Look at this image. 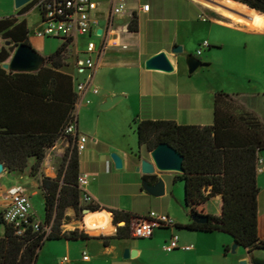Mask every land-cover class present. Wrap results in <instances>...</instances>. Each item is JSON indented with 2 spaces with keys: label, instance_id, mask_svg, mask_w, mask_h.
Returning a JSON list of instances; mask_svg holds the SVG:
<instances>
[{
  "label": "crops",
  "instance_id": "obj_1",
  "mask_svg": "<svg viewBox=\"0 0 264 264\" xmlns=\"http://www.w3.org/2000/svg\"><path fill=\"white\" fill-rule=\"evenodd\" d=\"M113 1L100 0L99 15L103 18V28L105 27V17ZM233 1L236 4L229 10L234 15L245 19L246 23L236 22L222 13L211 10L202 5L199 0H131L127 12L115 18L113 26L109 28L108 36L104 42L106 44L104 52L100 56L94 55L96 60L94 84L99 87V93L87 90L83 97L84 102L76 105L78 131L86 134L89 138L85 150L79 152L80 177L88 178L84 189L94 197L97 206L112 213L113 210H122L144 217L151 211H157L172 217L176 223L175 227L160 228L149 239L153 240L160 248L161 240L167 242L168 238L178 233L181 245H193L194 247L191 250H174L175 253H179L181 250L184 255L177 254L171 258L172 261L173 258L176 261L169 264H188L187 258L198 259V263L192 262V264H203L202 262L205 260L209 264H216L214 256L222 258V264H239L243 259H264L263 250L256 249L249 252L241 245L237 247V250L243 249L241 254L230 258V246L235 243V240L231 234L225 231L205 232L179 228L178 225L187 224L191 220L185 199V182L182 179L175 180L176 175L181 173L159 171L154 174H144L138 170L142 160H151V156L147 157L139 147L137 126L142 120H172L185 125H212L215 120L214 95L218 91H225L233 95L247 110L255 112L264 122V83H262L261 73L259 74V49L262 50L264 47V22L258 27L254 25L256 16L262 17L263 15L264 18V13L245 3ZM145 4H150V10L147 12L143 10ZM35 8L37 7L16 8L15 14L1 16L0 20L13 18L16 19V23L24 22L28 31L26 36L29 45L46 58L55 53L63 41L58 38L41 37L37 34L44 23L42 13L39 11L40 19L30 24V13ZM213 13L223 16L227 21L218 19ZM134 16H137L139 23L136 31L128 28ZM1 21L0 29L3 27ZM90 40L95 41L98 45L102 43V38L96 35L79 36L71 46L70 59L62 68L56 69L51 63L44 62L45 67L63 72L67 77L60 78L64 83L61 88L60 85L58 88L56 84L51 88L49 83L32 80L33 85L26 91H22L19 99L12 101L16 102L18 108L23 107L18 116L20 119L35 118L37 110L41 109L40 103L44 102V105L51 103L50 98L53 97L54 91L58 90L59 96H57L62 101L59 106V115L55 114L54 108L50 106L47 108L49 115L46 116L49 121L51 120L52 125L56 124L58 127V122L62 120V114L67 112L72 100L71 77H78L75 68L76 59L86 55ZM80 41H83L84 44L81 45ZM204 41H209L210 46L204 48L202 54L198 55L197 52ZM8 42L9 40L4 39L3 33H0V48L12 46L13 43ZM178 46L183 47L184 53L177 58L174 49ZM15 49L16 47H14ZM14 50L2 66L11 59ZM162 52L167 53L174 69L164 71L147 68L146 62ZM189 53L195 54L203 61V65L192 74L189 73L185 62ZM238 62H246L245 72L234 67ZM45 75H49V72ZM43 77L45 76L43 75ZM79 78H83V75ZM237 78L239 82H237ZM34 93L37 94L36 98L39 102H36L37 99L31 96ZM43 95L44 97L41 98ZM115 96L122 97L108 109L114 108L118 112L119 119L124 124V128L119 130L123 136H127V129H132V143L128 147L107 139V135H104L105 129L99 130L100 120L99 126L95 122L90 125H81L80 123L81 110L98 112L102 109L101 105L106 102L107 98ZM37 116L39 117L40 114ZM98 118L100 119V117ZM112 120L115 124L117 123L116 117ZM116 125L120 129V124ZM69 145L70 140L64 137L50 147L38 175L32 173V167L36 162L34 157L30 159L29 166L25 171H9L5 167L0 174V214L10 202L9 189L14 185H21L32 199L34 215L44 220L42 178L44 176L57 177L59 166ZM113 153H117L122 158V168L116 167L111 157ZM260 157L264 160V151L260 153ZM257 169V182L260 187L258 195L259 234L264 239V171L259 170L258 164ZM149 175H156L158 178L164 179L166 188L164 195L156 197L146 191L145 180H149L151 183L158 181L148 178ZM222 199L221 194L212 197L203 205L205 212L213 215L219 214ZM211 202L214 203L213 209L210 207ZM66 215L69 217L68 223L77 219V213L73 208H69ZM112 222L111 224L115 225L114 214H112ZM123 223L125 224V222ZM123 223L117 225L120 226ZM118 226H114L116 230L113 235L116 234ZM63 230L74 229L63 227ZM4 233L5 225L0 223V236H3ZM131 239L137 238H112L109 240V244L105 243L104 238L96 237L59 240H66L68 244L81 240L87 246L90 241L99 242L103 248L98 254L111 257L113 264H130L128 262L130 258L123 256L126 247L137 250V256H142L146 250L137 243L132 245L123 243V241ZM99 244L96 245L99 246ZM68 251H70V247H68ZM86 256V260H91L89 255Z\"/></svg>",
  "mask_w": 264,
  "mask_h": 264
},
{
  "label": "trees",
  "instance_id": "obj_2",
  "mask_svg": "<svg viewBox=\"0 0 264 264\" xmlns=\"http://www.w3.org/2000/svg\"><path fill=\"white\" fill-rule=\"evenodd\" d=\"M236 1L264 13V0ZM37 3L38 0H32L21 8H31ZM1 22L3 27L0 33L13 44L0 48V162L9 171H25L30 159L34 157L36 162L32 173L38 175L47 150L60 138L70 140L57 177L42 178L45 218L41 228L34 230L29 227L23 235H18L14 224L5 221L3 213L0 214V223L5 225V233L0 236V264H36L40 251L48 240L92 237L79 228L63 230V225L69 220L66 215L69 208L76 211L77 217L83 215L86 208L92 211L103 209L96 204L85 205L81 201L80 155L75 137L66 133L73 120L79 97L76 79L71 77L72 100L67 112L62 114V124L59 121L58 127L46 118L49 115L47 108L50 106L59 115L62 101L58 97V90L50 98L51 103H40L41 109L37 110L40 116L35 112L36 117L33 119H20L18 116L23 107L18 108L16 102H12L19 99L22 91L33 85L32 80L49 83L51 88L55 84L61 88L64 83L60 78L67 76L56 69L64 67L70 59L72 39L65 40L55 53L45 58V62L51 63L56 69L43 65L37 73L7 70L2 64L20 42L29 44L26 36L28 31L25 23H16V19L8 18ZM138 25V18L134 16L128 28L136 31ZM47 72L49 75H45ZM31 96L37 99V94ZM36 102H39L38 99ZM214 106L215 120L212 125H185L172 120H142L137 129L140 150L150 157L152 150L166 142L184 156L185 171L176 175L175 180L182 179L185 182V199L191 220L187 224L178 225L179 228L205 232L225 231L249 252L256 249L264 251V239L259 234L260 187L257 182L258 159L264 151V122L255 112L247 110L233 95L225 91L215 93ZM148 178L159 179L156 175H149ZM218 194L223 196L220 213H206L203 205ZM195 213L208 215L209 221H194L192 217ZM113 214L115 224H125L118 226L115 235L96 238H104L106 244L112 238H135L132 224L141 217L122 210H113ZM34 217L37 218L35 215Z\"/></svg>",
  "mask_w": 264,
  "mask_h": 264
},
{
  "label": "built area",
  "instance_id": "obj_3",
  "mask_svg": "<svg viewBox=\"0 0 264 264\" xmlns=\"http://www.w3.org/2000/svg\"><path fill=\"white\" fill-rule=\"evenodd\" d=\"M131 0H114L105 17V27H102L103 18L99 15L100 0H38L36 5L40 9L43 17V27L37 31L41 37L58 38L63 42L72 39V44L82 35H96L102 38L101 45L90 40L87 45L86 55L77 57L75 68L76 88L78 93L77 104L84 102V95L87 90L99 93V87L94 84V70L96 60L94 55L100 56L105 48V38L108 36L109 28L113 26L115 18L127 12ZM144 11L150 10V4L143 6ZM100 29V30H99ZM210 46L209 41H204L198 50L201 55L203 49ZM83 75V78L79 76ZM66 133L76 139L77 150H85L88 142L86 134L78 131V114L75 111L73 120L66 129ZM260 171H264V160L258 159ZM88 183L86 176L79 177V185L82 189L81 201L85 205L95 204L94 197L84 189ZM10 202L3 211L5 221L14 224L16 233L23 235L27 228L32 227L39 230L42 220L34 217L33 202L31 197L25 192L21 185H14L9 189ZM92 211V210H91ZM86 214H84L85 216ZM176 226L175 220L168 214L151 211L147 216L137 218L132 224V234L136 238H151L156 230L160 228H173ZM50 230V228H48ZM193 245H181L180 235L173 234L170 241L165 244L164 249L172 252L176 249L191 250ZM87 259V256L85 255Z\"/></svg>",
  "mask_w": 264,
  "mask_h": 264
},
{
  "label": "rangeland",
  "instance_id": "obj_4",
  "mask_svg": "<svg viewBox=\"0 0 264 264\" xmlns=\"http://www.w3.org/2000/svg\"><path fill=\"white\" fill-rule=\"evenodd\" d=\"M16 8L17 7H16L15 0H0V17L10 16V15L15 14ZM39 11L40 10L38 8H35L32 10V12L30 13V17H29L30 24L40 19ZM213 15H216L218 19L227 21L223 16L217 13L216 14L213 13ZM80 43L81 45L84 44L83 41H80ZM261 55H262V61H261ZM245 65H246V62H238L235 64L234 67L239 71L245 72V69H246ZM257 72H258V69H257ZM260 73L262 75V83H264V47L262 48V50L261 48L259 49V74ZM236 80L237 82H239L238 78ZM98 117H100V119ZM114 117H116V120H117L116 124L118 125L120 124L119 125L120 129H118L117 125L112 120ZM80 118H81L80 120L81 125L82 124L90 125L95 122L96 124L98 123V126H99V120H100L99 130H102L104 128L105 129L104 135H107L106 138L110 139V141H112L113 143H119L121 145L123 144L125 147H128L129 144L132 143V129L131 128L129 130L127 129V132H126L127 136H123L122 132H120L119 130H122L124 128V124H122V122L120 121L119 114L118 112L114 110V108L107 109V110L100 109L98 112H95V111L86 112V109H83L81 110ZM137 129H138V126H137ZM137 136H138V133H137ZM139 147H138V150H139ZM36 200L38 201V198ZM210 207L213 209L214 207L213 202L210 203ZM84 218L85 217L83 214L82 216L77 217V219L72 220L68 224H65L63 227H66L69 229L79 228L81 230H84L86 233H88L92 237L112 236L116 230L114 229V231L109 234H92L88 232L87 228H84V224H83ZM111 223H113L112 219H111ZM114 226L116 227L118 225L115 224ZM161 241H162V244H160L161 246L160 248H158L156 246L157 244L154 243L153 240H150L149 238H137V239L123 241V243L127 245H132V244L137 243L141 247L146 249L145 253L142 256L130 258L128 262H130V264H169V263L176 261L174 258L172 261L171 260L172 257L176 256L179 253L181 254V256L184 255L182 253L183 251L181 250L179 251V253H175L176 250L173 252H167L164 249L165 244H167L170 241V238H168L167 242H165V240H161ZM88 244L89 245L87 246L86 243L81 240L73 241L71 244H68L66 240H48L42 247L38 262L36 264H113L111 261V257H108V256L106 257L103 254H98L99 251L103 248V245H100L99 242H96V241H90L88 242ZM96 244H99V246ZM68 247H70V251H68ZM232 249H233V243L231 244L230 250H229L230 258L239 256L241 252L243 251V249H239V250H236V253H233ZM85 255H89L91 257V260H86ZM213 258H215L214 262L216 264H222L223 262L222 258L216 257V256H214ZM187 261H188V264H192V262L198 263V259L187 258ZM202 263L209 264L207 260L203 261Z\"/></svg>",
  "mask_w": 264,
  "mask_h": 264
},
{
  "label": "water",
  "instance_id": "obj_5",
  "mask_svg": "<svg viewBox=\"0 0 264 264\" xmlns=\"http://www.w3.org/2000/svg\"><path fill=\"white\" fill-rule=\"evenodd\" d=\"M32 0H15L16 7L21 8ZM8 43H11L10 41ZM184 53V49L182 46H178L174 49V54L178 58L179 55ZM45 58L31 45L21 42L17 45L14 50L11 59L6 62L3 67L5 69L13 70V71H25V72H33L37 71L42 67L45 62ZM185 62L188 66L189 73H194L200 66L203 65V61L196 56L195 54L189 53L185 58ZM146 66L149 69H159L164 71H172L174 69V65L171 59L168 57L167 53L162 52L150 58L146 62ZM122 96H115L107 98L106 102L101 105L102 109H108L113 106L118 100L121 99ZM151 160L144 159L142 160V164L139 167V171H142L144 174H154L159 171H173L178 173H184V156L175 149L169 143H161L154 150L150 152ZM114 160L117 168L123 167V160L117 154L113 153L111 155ZM5 166L0 162V174L4 171ZM144 188L151 195L160 197L165 194V181L162 177L158 179L156 183H151L149 180L144 181ZM84 214L91 212V209H84ZM112 213V212H111ZM113 214V213H112ZM193 220L199 223H206L209 221V216L206 214L195 213L193 215ZM123 223V222H120ZM239 244L235 242L233 244L232 252L236 253L237 247ZM138 254L137 250H131L127 248L124 251V258L136 257ZM239 264H264V259L260 258H252L243 259L239 262Z\"/></svg>",
  "mask_w": 264,
  "mask_h": 264
},
{
  "label": "bare ground",
  "instance_id": "obj_6",
  "mask_svg": "<svg viewBox=\"0 0 264 264\" xmlns=\"http://www.w3.org/2000/svg\"><path fill=\"white\" fill-rule=\"evenodd\" d=\"M202 5L211 10L216 12L222 13L234 21L239 23H246L247 21L243 18H240L234 15L229 9L231 6L235 5L236 3L233 0H199ZM242 7V5H239ZM261 14V13H260ZM251 15V14H250ZM263 15L256 16L254 25L258 27V25L263 24ZM252 25V24H250ZM112 213L109 210H98V211H91L87 213L84 218L83 224L84 228L88 229V232L92 234H109L112 233L114 230L113 224H111Z\"/></svg>",
  "mask_w": 264,
  "mask_h": 264
},
{
  "label": "clouds",
  "instance_id": "obj_7",
  "mask_svg": "<svg viewBox=\"0 0 264 264\" xmlns=\"http://www.w3.org/2000/svg\"><path fill=\"white\" fill-rule=\"evenodd\" d=\"M102 209V208H101ZM84 213V212H83ZM85 217V216H84Z\"/></svg>",
  "mask_w": 264,
  "mask_h": 264
}]
</instances>
